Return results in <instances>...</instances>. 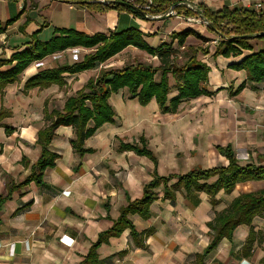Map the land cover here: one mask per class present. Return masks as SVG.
<instances>
[{
    "label": "crops",
    "instance_id": "crops-1",
    "mask_svg": "<svg viewBox=\"0 0 264 264\" xmlns=\"http://www.w3.org/2000/svg\"><path fill=\"white\" fill-rule=\"evenodd\" d=\"M185 1L196 6L203 5L214 12L225 7L264 11V0ZM53 2H65L69 4L70 10L74 9L72 3L82 6L79 12L81 16L77 17V25L73 30L87 36L109 35L132 27H123L120 16L114 27V13H90L86 10L87 6L80 4L78 0ZM180 6L182 8L177 17L165 16L152 20L153 24L150 26L144 24L138 28L149 47L156 48L162 43H171L172 48L178 50L177 42L170 38V34L186 29H192L206 39H211L213 33L208 32L205 27L195 21H187L189 18L197 20L198 16L187 17L184 11H195L188 8L186 3ZM39 7V0H0V26L13 20L0 32L1 59L8 60L12 54L23 51L26 49L23 44L29 42L32 34L42 32L43 27L36 20L41 12ZM123 16L128 17L125 21L127 24H132L135 20L133 16ZM134 16L144 19L140 15ZM109 18L111 20L108 24ZM23 24L25 28L22 32ZM151 39L157 41L156 47L151 45ZM13 40H19V43L15 44ZM201 45L193 36L185 40L186 47L196 49ZM252 46L257 51L264 47V42L254 41ZM91 51L92 49L81 47L70 48L32 62L20 75L18 82L7 85L3 90L0 106L9 110L11 115L0 122V197L9 194L7 199L0 202V264H81L98 235L111 228L119 210L127 205V201L141 198L143 186L152 179L153 171L159 176H167L173 172L172 167L177 165L175 159H169V167L166 163L171 149H176L177 153L188 152L186 147L191 144L195 147L198 143L196 140L204 134L211 151L203 159L212 161V164L195 166L209 169L227 165L226 159L216 147L230 145L236 152L233 144L234 116L237 112L244 118L246 107L259 110H255V119L245 117L239 121L240 124L247 125L242 128L243 135L237 142L239 146L244 145L245 160L250 159L240 161V164L256 162V156L254 160L247 152L250 147L264 155V133L262 132L261 137L257 134L259 128H264V84H254L255 88L246 85L241 92L230 96L229 93H233L246 80L244 71L229 68L230 64L237 62L236 59L242 56L214 57V48L208 54L199 52L196 57L198 62L210 69L206 87L213 95L182 100L174 114L161 113L156 101L152 99L146 106H141L145 110L143 113L132 103L137 100L130 99L127 90L121 89L109 98L115 112L114 122L102 125L84 142V148L93 150L92 153L80 156L71 144L75 139L73 128L59 127L49 145V150L57 155V159L52 168L44 171L43 185L30 183L9 191L10 187L20 184L30 175L31 166L40 157L41 149L35 142L37 132L47 125L43 115L45 105L48 111H62L67 98L81 90L89 79L97 77L99 70L106 67L103 66L106 62L125 52L132 54V61L140 56L150 65L152 61H155L156 66L159 65L156 57L128 47L93 70L63 74V87L51 85L23 92L25 81L39 71L81 62L84 55ZM178 58L180 61L184 60V57ZM8 68L10 67H3L2 70ZM159 79L157 72L155 81ZM167 80L169 100L177 95L178 77L170 72ZM239 103L244 107L241 108ZM221 113L226 117L223 120L220 118ZM5 126L13 129V132L6 134ZM140 137L147 140L149 149L157 159L156 165L133 151L117 150L120 141L131 144ZM23 158L28 162L27 167L21 163ZM236 158L238 159L237 156ZM186 172L172 174L181 175ZM175 182L176 179H172L169 185ZM261 189H264V180L237 184L231 194L220 191L216 195L219 203L212 206L203 193L198 197H185L183 193L177 192L174 201L163 200L162 188L159 187L155 190L157 198L150 206L148 219L137 215L129 216L136 232L148 233L145 247H135L130 230L126 229L119 237H111L107 243L97 248L98 259L102 264H196V255L202 254L210 242L206 224L227 208L232 199ZM223 198L227 199L226 205L220 202ZM252 225L255 230L264 234V217H255ZM247 235L248 227L238 226L233 231L232 239H223L206 256L204 264H264V239L250 257L245 258L239 252Z\"/></svg>",
    "mask_w": 264,
    "mask_h": 264
},
{
    "label": "trees",
    "instance_id": "trees-1",
    "mask_svg": "<svg viewBox=\"0 0 264 264\" xmlns=\"http://www.w3.org/2000/svg\"><path fill=\"white\" fill-rule=\"evenodd\" d=\"M78 1L87 7L100 6L101 11L115 10L146 18L147 12L145 13L130 4L118 3L113 6H103L97 2ZM149 1L151 5L148 13L163 15L162 18H164L171 6L185 0H135V3L143 6ZM181 8L182 6L175 7V10H178L177 13H180ZM197 8L196 13L185 10L184 14L187 17L197 15L206 20L207 31L219 38L213 56L223 58L242 56L240 61L230 64L229 68L244 71L246 80L229 95L235 96L246 85L255 88L254 84H264V47L254 51L252 46V41H264V11L225 7L214 12L203 5H199ZM12 21L9 20L4 26H0V32ZM24 28L25 24L21 27L22 32ZM36 33L32 34L30 42L25 43L26 49L12 54L8 60L0 58V99L3 96L4 88L18 82L20 75L32 62L40 61L49 55L70 48L81 47L92 49V51L84 55L81 62L62 64L52 69L39 71L25 81L23 92L26 93L34 88L44 89L51 85L63 87L65 84L63 74H77L93 70L128 47L136 48L156 57L159 65L155 67L139 62L124 66L119 70L100 69L97 77L89 79L81 90L66 99L62 111H48L45 105L43 115L47 125L37 132L35 142L41 149L40 157L31 166L30 175L20 184L10 187L9 191L30 183H35L38 186L43 185L44 171L52 168L57 159V155L49 150V145L59 127L73 128L75 139L71 141V144L80 156L92 153L93 150L84 148V142L92 137L102 125L114 122L115 112L109 103V98L121 89H126L130 99H136L137 103L143 107L154 99L159 111L163 114L176 113L182 100L213 95V92H210L206 87L210 69L196 59L199 52L201 54L209 52L202 50L201 47L195 49L185 46V40L189 36L207 42L203 36L192 29L170 34V38L176 40L178 50L173 49L171 43H162L156 48L149 47L143 40L142 33L136 27L111 32L109 35L95 34L93 36H87L74 30L55 29L52 37L45 42L38 41ZM178 51H181L179 56L184 57L183 61L179 60ZM244 51L249 53L244 56ZM3 67L10 68L2 70ZM157 72H160L159 81H155ZM170 72L178 77V83L176 86L177 95L168 100L167 95L170 88L167 74ZM10 115L9 110L0 106V122ZM12 132L13 129L5 126L6 134ZM216 149L226 159L227 165L209 169L195 167L181 175L159 176L156 171H153L152 179L143 186L141 198L127 201V205L119 210V215L113 221L111 228L98 235L96 242L91 246L81 264H102L96 253L97 248L107 243L109 238L119 237L126 229L130 230V237L135 247H145L148 233L136 232L129 216L137 215L142 219H148L150 206L157 198L155 190L159 187L162 188L163 200L174 201L177 192L183 193L185 197H198L203 193L209 198L210 204L216 206L219 203L216 195L220 191L231 194L237 184L264 180V161L258 160L259 156H256V162L241 165L230 145L217 146ZM117 150L119 152L133 151L139 156L147 157L154 165L157 163V159L149 149L144 137H140L137 142L131 144L120 141ZM21 163L25 167L28 166L25 158ZM172 179H176V182L169 185ZM8 195L0 197V202L7 199ZM255 217H264V189L241 194L232 199L227 208L217 213L206 224L209 229L210 242L202 254L196 255V264H204L206 256L214 251L223 239L230 241L233 231L241 225L248 227V235L239 252L245 258L250 257L254 249L260 246L264 239L263 232L255 230L252 225ZM262 261H264V257Z\"/></svg>",
    "mask_w": 264,
    "mask_h": 264
},
{
    "label": "rangeland",
    "instance_id": "rangeland-1",
    "mask_svg": "<svg viewBox=\"0 0 264 264\" xmlns=\"http://www.w3.org/2000/svg\"><path fill=\"white\" fill-rule=\"evenodd\" d=\"M59 1H66V0H59ZM39 2H40L39 8L41 9V12L38 14V18H36V20L38 21L39 25L43 27V30H42V32H37L35 35L36 39L38 41L45 42V41L49 40L55 29H64V30L71 29V30H73L76 28V25H77L76 23L78 21L77 17L81 16V13H79V12L82 10V6H80L76 3H72L74 9L70 10L68 8L69 4H67L65 2L54 3L53 0H39ZM94 2H97V1L94 0ZM86 10H88L90 13H92V12H98V13L112 12V13H114L113 14L114 15L113 20L115 22V24H113L114 27L116 26L117 19L119 16L122 18L121 19L122 20L121 21L122 26L128 25V26L139 28L140 26H144V24L149 25V26L151 24H153L152 20H148V19L146 20L143 18H138V17H135L133 14L131 15L127 12H117L115 10L101 11L100 6H97V5H93L92 7H86ZM123 15L131 16V17L133 16L135 19L134 22L132 24L125 23V21L128 20V17H125ZM89 20H91V19H89ZM110 20H111V18L108 19V24L110 23ZM197 24H200V23H197ZM200 26H203L205 28L207 27L204 24H201ZM123 27H125V26H123ZM123 27H121V28H123ZM200 35L203 36L202 34H200ZM203 37L206 39L205 36H203ZM206 40H207V42H204V41H201L198 39V41L202 44L201 49L206 50L207 52L210 53V51H213L214 48H216V46L219 42V38L216 35L212 34L211 39L209 38ZM30 41H31V38L29 39V42ZM12 42L17 44V43H19V40H13ZM210 42H214V43H210ZM261 42H264V41H261ZM22 43L23 42L21 41V44ZM150 43L153 47L157 46L156 40L151 39ZM205 43H208V44H205ZM252 44H254V41H252ZM23 45H25V44H23ZM248 53L249 52H247V51L243 52L244 56ZM179 55H181V51H178V56ZM131 58H132V54L130 52H125V53L119 55L118 57L111 59L110 61L106 62L105 65H103L106 67H103V68L105 70H118L120 68H123L124 66L130 65L131 63L136 64V63L141 62V63L150 64L149 62H145L140 56H137V58L133 61ZM241 59H242V57L240 59H236V61H240ZM154 62L155 61H152L151 65L156 66ZM159 75H160V72H158V76ZM156 79H157V77H156ZM132 103L136 104L137 107L140 110H142L143 113L145 112V110H143V107L139 106L136 101H133ZM239 104H240L241 108L244 107V105L242 103H239ZM114 106H115V104H114ZM115 109H116V111L119 110L117 108V106H115ZM246 109H247L245 111L246 115H244V118L246 117V118H250V119H255V114H256L255 110H259V109H256L255 107H246ZM127 112H129V110H127ZM220 118L223 120L226 117L223 116V114L221 113ZM244 118H242V116L238 115V113L235 112L234 125H233L234 126V128H233V144H234V147L236 148L235 153H236V156L238 157V160L239 161H250V159L245 160L246 159V150L244 149V145L239 146L238 142H237V140H239L240 136L243 135L242 128L243 127L245 128V125H247L244 123L242 125L239 122ZM262 132L264 133V128H259V130L257 131V134L259 137H261ZM132 135H134V133ZM196 141H198V143L196 144V142H195V144H196L195 147H192L191 146L192 144L186 147L188 152L177 153L176 149L170 150V152L168 154L169 158L167 157V160H166L168 167L171 163V161L169 160L170 158L175 159V162H177V165H175V167H172L173 169H171L173 171L172 173H175V172L181 173L183 171L186 172V171H188V168H190V169L193 168L195 166V164H199V166H201V165L203 166L205 164L206 165L212 164V161L207 162L205 159H203L206 156V154L211 151L210 144L208 143V141L205 140L204 134L201 136L200 139L198 138ZM190 146H191V149H188V148H190ZM211 146H212V143H211ZM247 152H248L249 156L252 155L253 159L255 158V156H259L258 160L264 161V155L261 154L257 149H252L250 147L247 150ZM168 167H167V169H169ZM220 202L223 203V205H226L227 199L223 198V199H221Z\"/></svg>",
    "mask_w": 264,
    "mask_h": 264
},
{
    "label": "built area",
    "instance_id": "built-area-1",
    "mask_svg": "<svg viewBox=\"0 0 264 264\" xmlns=\"http://www.w3.org/2000/svg\"><path fill=\"white\" fill-rule=\"evenodd\" d=\"M97 3L103 5V6H113L114 4H130L136 8H139L141 10H143L146 15L145 17L148 19V20H156V19H159L161 17H163V15H151L148 13V10H149V6L151 5V2L149 1L148 4H145L143 6L141 5H138L135 3V0H96ZM188 6V8H190L192 11H195L197 12L198 11V8L195 4H192L190 2H186V1H181L179 3H177L175 6H171L168 11L165 13V16L169 15V16H176L177 17V12L175 11V7L176 6H180L181 4H185ZM257 7H259V5H257ZM187 21H195L197 23H200V24H204V25H208L207 21L203 20L200 16L197 18V20H194V19H187Z\"/></svg>",
    "mask_w": 264,
    "mask_h": 264
},
{
    "label": "water",
    "instance_id": "water-1",
    "mask_svg": "<svg viewBox=\"0 0 264 264\" xmlns=\"http://www.w3.org/2000/svg\"><path fill=\"white\" fill-rule=\"evenodd\" d=\"M135 8H136V7H135ZM167 16H169V15H167ZM167 16H166V17H167ZM161 18H162V17H161ZM203 20H204V19H203ZM205 21H206V20H205Z\"/></svg>",
    "mask_w": 264,
    "mask_h": 264
}]
</instances>
